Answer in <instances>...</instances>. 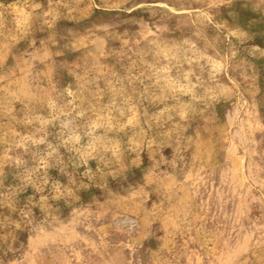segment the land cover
I'll return each instance as SVG.
<instances>
[{
	"label": "rangeland",
	"instance_id": "rangeland-1",
	"mask_svg": "<svg viewBox=\"0 0 264 264\" xmlns=\"http://www.w3.org/2000/svg\"><path fill=\"white\" fill-rule=\"evenodd\" d=\"M0 264H264V0H0Z\"/></svg>",
	"mask_w": 264,
	"mask_h": 264
}]
</instances>
